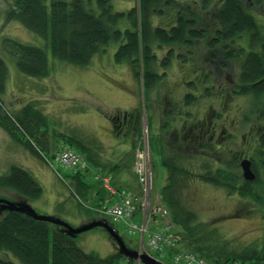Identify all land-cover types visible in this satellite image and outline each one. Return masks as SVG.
I'll list each match as a JSON object with an SVG mask.
<instances>
[{
  "label": "rangeland",
  "instance_id": "374dc122",
  "mask_svg": "<svg viewBox=\"0 0 264 264\" xmlns=\"http://www.w3.org/2000/svg\"><path fill=\"white\" fill-rule=\"evenodd\" d=\"M193 2V0H177V7L171 8L165 6L161 16L158 14L152 15V23H168V19L171 17L170 15L174 14L178 7H192L194 5ZM110 3L114 11H125L137 5L138 0H110ZM247 6L251 8L250 12L258 25L261 39L264 40V0H262V4L260 5H254L249 1ZM6 9V3L0 0V57L4 60L7 67L5 90L0 96V109L4 114L8 113L7 115H13L25 105H32L47 117V130L51 138L49 137V146L47 149H41V156L39 157L14 141L9 134L0 127V175L5 173L11 165H18L27 169L42 187V194L39 198L33 200L26 199L31 207L38 214L56 216L66 221L70 226L77 227L80 223H76L75 218L82 213L81 210H89V207H87L89 202L87 200L85 201L83 195L79 196L74 192L76 190L73 188L70 179V174L74 171L59 165L55 160L56 152L58 151L56 148L65 142L62 136L75 138L81 141L80 144L83 143L87 145V150L89 151L91 149L93 151L91 154H100L101 158L108 159L115 151L114 143L118 140L122 145H125L128 135V133H121L113 129L108 118L110 117L109 115L122 112L126 115L128 111L140 105L141 110L139 112L138 130L131 133L132 136L129 135L134 143L132 152L130 153L133 155L134 147L140 144L146 146L147 153L149 152V164L145 166L146 169H149L151 178L148 191L145 192L144 187H141L136 180L138 191L133 192L139 198V201L144 198L145 192L144 202L148 198L149 204L140 207V202L136 201L138 206L133 212H130L129 219H119L117 220L118 222L113 221L112 216L103 212L104 207L107 205L102 203L101 206H97L96 208L92 207V212L94 211L101 216V218L97 217L95 219L104 218L103 220H106L109 225L117 230V233L122 237L128 248L136 250L139 254L146 253L150 256V253L147 252L148 250L144 246L145 244H142L147 240V235H141L138 229L130 233L127 232V230L130 229L132 223L139 227L140 222L144 221L147 213V218H151L149 214L152 213L154 208L152 209V207L149 206L150 204H162L160 189L163 182L165 183V169H163L161 173L160 168L163 167L160 163L162 155L159 156L156 154L151 146V137H154L156 134L154 130L157 129V124L159 126L161 123L160 116L166 117L169 123L170 117L174 114L172 106L175 103V99L179 100L181 97L182 101L184 95L187 94L184 81L190 78L189 74H192L194 66L199 67L203 72L209 71V74L204 73L208 77L213 78L218 73L220 76V80L218 81H220V85L224 86L225 89L237 88V75L239 73L238 60H236L235 64L232 66H227L225 68L214 67V64H212L213 62H210V59H213L212 54L205 52L206 58L209 60L206 61L203 48L206 47L207 39L211 36V33L207 34L206 38L199 43L200 48L196 50L193 48V50H195L194 54L191 52V47L184 46L162 47V49H157L155 53L158 61L164 57L166 49L171 50L172 57L170 58V63L167 68H157L158 74L163 75L161 77L162 84H159L155 92V98L158 100L154 102L151 101L152 109L150 106V114L152 115V123L150 120L149 128H147V117L149 112L145 110L142 101V87L140 86L142 78H140V81L138 78H135L129 63L116 62L114 60V53L119 42H110L103 50L97 52L91 58L88 65L83 67L76 66L52 56L45 40L39 35L31 32L15 20L7 21L5 19ZM198 14H200L199 18L202 19L199 23V27H203L208 17L202 12ZM119 27L124 28V25L121 24ZM9 39L45 48L49 61V74L46 77H33L21 72L17 68L10 53L3 48L8 47L7 40ZM249 41L250 35L245 33L235 44L248 47ZM221 50L222 48L220 47L219 51L221 52ZM188 52H190V55L194 56L189 66L188 64H183L185 63L183 56ZM223 56L224 54L221 53L218 60L223 59ZM218 81L216 82L217 86L219 85ZM233 94L234 96L231 95V98H228L224 103L228 113L224 115L222 121L227 127L226 129L236 135V137H234L236 138V142L228 138L222 142V145H226L227 147L215 152V158L222 161L219 168L227 171H234V164L230 162V159H233L231 150H241L242 153L244 151V156L250 153L245 151L247 142L244 143V140L242 142L238 136L246 133L251 135L254 131L259 132L261 125H264V99L262 98L264 94L262 97H257V95H255L254 99H252V96H244L239 93ZM255 97L257 100L256 102ZM206 100H208L207 97ZM203 103V97L201 95V108L204 105ZM183 109L185 110L186 106H184ZM163 111H165L166 116ZM176 112L178 113L177 110ZM260 112H263V115L258 114ZM180 113L183 112L181 111ZM92 114H95V116L93 117ZM168 114L169 118L167 117ZM178 117L182 119V114ZM172 124L173 126H180V123L177 122V124H175V121ZM245 140H247V138H245ZM249 144L251 146L253 145L251 147L252 154L256 155L257 153L256 157L264 156V148H258L253 142ZM66 145L68 146V144ZM96 145H98V148H94ZM165 145H167V149L170 148L172 150V148L175 147V142L172 144V139L169 138ZM73 149L74 151L77 150L76 152L83 153L85 157L88 158L86 156L87 153L84 152L83 146H74ZM103 149L104 151L102 152ZM239 156L237 157V161ZM223 161L226 163H223ZM152 162L157 163V166L154 164L153 180L150 165ZM133 163L134 158L132 159V164L130 163L132 167ZM205 165L206 168L210 167L207 163H205ZM186 166L188 167L189 165ZM213 167L212 165L211 171H214ZM82 173L86 174L85 177L88 181L91 182V179H93L97 182V180L93 178V172L82 171ZM257 184L259 187L264 185V174L258 175ZM253 185H255V182H253ZM242 187L244 186L237 185V189ZM235 189L236 187L228 190L224 187L209 185L204 181L194 182L192 179L188 178L183 193L188 197V204L190 202L188 206L197 214V222L202 224L203 229L210 233V236L216 240L219 249L221 247L223 250L230 252V254H245L246 258H248L247 255L252 256L254 255L253 252L264 248V197L262 198L261 195H258L255 191L252 194L256 195V198L253 196H239L238 193L240 190L237 193ZM127 190L129 191L130 189ZM155 190L156 193L153 192ZM258 192L260 193V189ZM0 197L11 201L22 200L21 196L8 188H0ZM112 202L111 200L109 204ZM146 210L147 213L144 215ZM153 214L156 215H153L151 222L147 226L148 232L156 230L165 234L169 233L167 231L172 232L171 228L169 229L168 226L163 225V222L166 220L170 222L168 219V212H160V215L157 213ZM3 215L4 211H0V217ZM165 215L166 217H164ZM144 224L146 227L147 222ZM49 225L50 227L56 226L51 223H49ZM178 238L177 236L176 240H178ZM75 240L84 250L94 252L101 257L117 252L115 242L101 227H94L88 231L82 232L78 234ZM167 249L168 247H164L161 251L163 255H165L166 251L168 254V257L164 256L165 259L162 260L166 261L168 264H177V262L171 261L174 249H172L171 253ZM152 251L156 254H160L155 250ZM174 251H176L177 255H180L179 253L182 254L179 264H184V261L187 260L184 257V252L178 249ZM194 255L199 259L201 258L196 254ZM0 256L10 260L12 264H22L17 258L7 252H0ZM122 258L127 260L125 256ZM131 260L134 264L136 262L137 264H143L140 259ZM247 260L252 261L253 258ZM230 261H233L235 264H249L247 261L239 258L228 259L221 264H226ZM207 262L211 264L209 261Z\"/></svg>",
  "mask_w": 264,
  "mask_h": 264
},
{
  "label": "trees",
  "instance_id": "16d2710c",
  "mask_svg": "<svg viewBox=\"0 0 264 264\" xmlns=\"http://www.w3.org/2000/svg\"><path fill=\"white\" fill-rule=\"evenodd\" d=\"M2 1L7 5L5 19L15 20L42 37L52 56L61 61L83 67L110 42H119L114 60L129 63L135 78L139 81L142 78L140 85L142 101L145 110L149 112L147 128L150 120L152 123L151 101L158 100L155 98V92L159 84H162L163 75L158 74L157 68H167L172 57L171 53H167L166 58L158 61L155 51L162 47H199V43L211 33L206 47L227 49L229 53L223 58L234 57L238 60L239 80L242 83L254 82V91L260 92L257 97L261 96L264 90V40L261 39L258 25L250 12L251 8L247 6L249 1L254 5H260L262 0H193L192 7H178L175 13L170 15L168 23L162 24H153L152 15L161 16L165 6L177 7V0H138L137 5L125 11H114L110 0ZM199 12L208 17L203 27H199L202 21ZM121 24L124 28L119 27ZM245 33L250 35L248 46L250 51L247 53L243 52L242 46L235 44ZM7 41L8 47L3 48L10 53L21 72L33 77H46L49 74V61L45 48L16 40ZM6 78L7 67L0 57V96L4 93ZM195 101V96H184L181 102L173 104V113H177L176 110L178 113L183 111L187 102L193 106ZM140 110L139 105L127 112L126 117L130 118L128 117L125 126L121 121H111L112 116L124 115L123 112L109 115L113 129L119 131L123 128L132 136L131 133L138 130ZM7 114L0 109V127L14 141L40 157L41 149H47L49 137L51 138L48 134L45 114L30 104L13 115ZM174 126L167 121L162 122L158 130H154L156 134L151 137V146L154 149L157 139V153L162 155L161 162L168 172L160 194L170 224L173 226L172 232L179 236L178 247L200 256L211 264H221L234 258L247 261L249 264H264V253H259L257 250L253 252L254 255H247L246 258L245 254H230L221 247L219 249L216 240L203 229L202 224L197 222V214L188 206L190 202L188 204V197L183 193L191 171L190 166H186L187 159L185 161L183 155L185 145L181 140H172V144L175 142V147L172 148L170 145L172 150L167 149L165 145L172 135V132H169L170 127ZM62 138L71 148L81 145L75 138L64 135ZM261 140L264 145V135ZM199 148L212 150L206 144L199 145ZM199 168L203 169L204 166L200 165ZM82 171L85 170H76L72 172V176L75 178L81 175ZM215 172L218 179L200 177V180L228 190L233 189L234 184L237 183L244 186L238 189L239 196L256 198L252 190L257 189L258 184L253 185L257 179L241 180L233 176V171L220 168ZM96 183L99 191H102L98 206H101L105 200L109 203L114 199L100 182ZM110 183L119 187L113 183L111 177ZM0 188L11 189L22 199L33 200L42 194L39 182L27 169L18 165L9 166L8 170L0 175ZM97 217L101 218L100 215ZM77 236L72 238L57 226L50 227L48 222L38 221L15 211H4V215L0 217V252L11 254L22 264H134L129 258L124 260L117 252L101 257L94 252L86 251L77 244L75 240ZM167 250L172 252V248ZM249 258H253L254 261L247 260ZM0 264H12V262L0 256Z\"/></svg>",
  "mask_w": 264,
  "mask_h": 264
},
{
  "label": "flooded vegetation",
  "instance_id": "af4514ba",
  "mask_svg": "<svg viewBox=\"0 0 264 264\" xmlns=\"http://www.w3.org/2000/svg\"><path fill=\"white\" fill-rule=\"evenodd\" d=\"M191 48H192L191 52L194 54L195 50L200 47H191ZM193 48H195V50H193ZM208 48L206 47L203 48L205 59L206 61H209L206 58V53L207 52L211 53L213 59H210L211 60L210 62H213L212 64H214V67L225 68L227 66H232L233 64H235V61L237 59L234 57L231 59L223 58L221 60H218L221 56V53L224 54L223 57H227V54L229 53L227 49L225 50L222 49L220 52L219 51L220 47H208ZM241 48L244 53H247L248 51H250V47H241ZM234 51L236 55V49ZM199 52H200V49H199ZM167 53H171L169 49L165 50V53H164L165 55L163 58H166ZM183 57H184L183 60L185 61V63L183 64L184 65L188 64V66L191 64V61L194 59V56L190 55V52L186 53ZM193 68L194 69H192V74H189L190 78L184 81L186 85L184 87L186 88V92H187V94L184 96L185 97H189L190 95L195 96L196 101L193 106H190V104L187 102L186 109L182 111L183 113H174L172 117H170L169 123L171 124V126H173L172 123H174V121H175V124H177V122L180 123V126L170 127L171 129L169 132H172V135H171L172 140H175V141L181 140L184 143L185 148L183 150V155L185 157V161L187 159V164L190 166V170H191L189 174L190 179H192L194 182H198V181H201L200 177H204L207 179L218 177L217 173L215 172V169L220 167V164L222 161L215 158V152L217 150L218 151L223 150L225 147H227L226 145H222V142H224L228 138L229 140H233L234 142H236V138H234L236 137V135L229 132L226 129L227 127L224 125L222 121L224 119V115L228 113V111L226 110V106L224 105L225 101L228 98H231V95L234 96L233 93L235 94L239 93L244 96H252L253 97L252 99H254V96L259 94L260 92L254 91L253 89L254 82L242 83L239 80V78L237 81V88H232V89L227 90L224 88V86L220 85V81H218L220 80V76L218 73L212 78L204 74V73H208L209 71L203 72L197 66H194ZM217 81L219 83L218 86L216 85ZM263 94H264V90L262 91L261 97ZM201 95L203 97V102H204L203 103L204 105L202 106V108L200 107ZM206 97L208 98V100H206ZM262 98L264 99V96ZM256 101L257 100L255 97V102ZM175 102H181V99L180 98L179 100L175 99ZM215 104L217 107L215 106ZM163 112H164V115L166 116L165 111ZM178 114L179 115L182 114V119L178 118L179 116ZM258 114L263 115V112H260ZM167 117L169 118V114ZM111 118H112L111 121H114V122L121 121V123L123 122L124 126H125L127 119H129L128 117H126V115L125 116L124 115H121V116L114 115ZM160 121L162 123V122L167 121V119L164 116L162 117L160 116ZM159 126L157 124L156 126L157 130ZM174 128L176 130H174ZM263 135H264V125H261L259 132L254 131V133H251V135L246 133V134H241L240 136H238L242 142L243 140H244V143L247 142L245 151L247 153L249 152L250 153L244 156V151L242 153L241 150H233V151L231 150L233 154V159L230 160V162L234 164L233 176L239 177L241 180H246L243 177V172L241 168V160L243 159H247L249 161V168L254 175L253 179L258 180V175L264 174V161H263L264 156L256 157L257 153L256 155L252 154L251 147L253 145L251 146L249 144L253 142L254 145L256 144L258 146V148L260 149L264 148V145L262 144L263 142L261 140ZM245 138H247V140H245ZM155 141L157 142V139ZM156 142L154 143L153 151L156 154H158L157 148H156ZM203 144L209 145L212 150L205 149V148H199V145H203ZM238 156L239 158L237 161ZM160 163L163 166L162 168H160L161 173H162V170L165 169L164 174H165V179H166L167 174H168L167 169L162 164L161 161ZM205 163H207L208 166L210 165V167L206 168ZM223 163H226V162L223 161ZM152 164L153 165H152L151 174H152V179H154V164L156 165L157 163L152 162ZM200 165L204 166V168L203 169L199 168ZM212 165L214 166L213 167L214 171H211ZM257 180L255 181V185L257 184ZM206 183H208L209 185L215 186L211 182L206 181ZM164 185L165 183L163 182L162 187ZM235 187H236L235 191L238 192L239 190L237 189V183L234 184L233 188ZM259 189H260V193L258 192ZM254 191L258 195H261L262 198L264 197V185L262 187L261 186L259 187L257 185V189L254 188L252 190V192ZM258 252L264 253V248H261V250H259Z\"/></svg>",
  "mask_w": 264,
  "mask_h": 264
},
{
  "label": "built area",
  "instance_id": "2783aa9c",
  "mask_svg": "<svg viewBox=\"0 0 264 264\" xmlns=\"http://www.w3.org/2000/svg\"><path fill=\"white\" fill-rule=\"evenodd\" d=\"M148 153H147L145 145L140 144L136 146L134 150V163L132 167L136 180L138 181L141 187H144L145 192L148 191L150 188V178H151L149 175V169H146V166H145V165L148 166L149 164ZM55 160L59 165L67 169L73 170V171L87 169V164H86V160L84 156L80 154L79 152L74 151L73 148L68 147V146H64L62 149L56 152ZM93 178L97 180V182H100L102 187L114 197V199H111L113 201L111 204L108 203V200H105L103 203L104 205H107L106 207H104L103 212L107 215L112 216L113 221L118 222L117 220L119 219L128 220L130 212H133L138 206V203L136 201L140 202V207H142V205L146 206L149 204L148 198L144 202L145 192L143 196L144 198L139 201V198L136 196V194L133 191L131 190L128 191L125 188L113 186L110 183L109 176L102 175L98 172H93ZM149 206H151L152 209L154 208L153 209L154 211L151 209L152 213L149 214L151 218L149 219L147 218L148 213L146 210L144 214L146 215L147 213L146 218H144V221L140 222L139 227H137L135 224L132 223L130 225V229L127 230V232L130 233L138 229L140 230L141 235L143 234L147 235L146 236L147 240H145V243H142V244L143 245L145 244L144 246L148 250L147 252H149L151 256L163 262V264H168L166 261L162 260V259H165L164 256L168 257L167 252L165 253V255H163V253L161 252L164 247H168L174 250L178 249L179 251L184 252V257L187 259L186 261H184V264H209L207 261L203 260L202 258L200 259L197 258L194 255V253L192 254V252L190 251L180 249L178 247L179 238L178 240H176V237L178 235L175 232L167 231L169 232L167 234L158 232L159 230L148 232L147 226L151 222L153 215H156L153 213H157L160 215V212L162 213L167 212L163 203L158 204V205L150 204ZM164 217H166V215ZM145 222H147L146 227L144 224ZM163 225L168 226L169 229L173 228V226L167 220L163 222ZM151 248H154V249H151ZM152 250H155L157 253H160V254L155 253L156 255H153L154 252ZM174 250L172 252L171 261H175L177 262V264H179L181 262L180 259H181L182 254L179 253L180 255H177L176 251ZM125 258L128 259L127 257ZM135 264H137V262ZM226 264H235V263L233 261H230Z\"/></svg>",
  "mask_w": 264,
  "mask_h": 264
},
{
  "label": "crops",
  "instance_id": "0c3cea01",
  "mask_svg": "<svg viewBox=\"0 0 264 264\" xmlns=\"http://www.w3.org/2000/svg\"><path fill=\"white\" fill-rule=\"evenodd\" d=\"M92 116L94 117L95 114L94 115L92 114ZM119 131L121 133L125 132L123 128ZM125 133H128V132H125ZM133 145H134L133 139H131V137L128 134L127 142H125V145H122L121 142L118 140L114 143L115 151L113 155L109 157L108 159L101 158L100 154H91L93 151L91 149L88 151L87 145L83 143L79 146L84 147V152L87 153L86 156L88 158H86L83 153L81 152L79 153H81L85 157L86 163L88 164V168L85 171H89L91 173L98 172L102 175L107 174L111 177L113 183L116 186L123 187L126 189H130L134 192H137L138 184L136 182V177L132 170V165H131L133 155L130 152H132ZM64 146H67L65 142L64 144L59 145L58 148L56 149L59 150ZM94 148H98V145H96V147ZM103 151L104 149L102 150V152ZM72 175L73 174L71 173L70 179H71L73 188H75L76 190L75 191L76 194L79 196L83 195L85 198V201L87 200L89 202V205L87 206L89 207V210L87 211L81 210L82 213L78 217L75 218V222L80 223L79 225H81L84 222H88L92 219L97 218L98 214H96L94 211H93L94 213L92 212V207L96 208L98 206V202H100V200L98 201V199L101 197L102 191H99V187L98 185H96L97 183L93 179H91V177H90L91 182L86 179L85 173H82L81 175H78L75 178ZM83 183L85 186H83ZM153 192L156 193V190Z\"/></svg>",
  "mask_w": 264,
  "mask_h": 264
},
{
  "label": "water",
  "instance_id": "95a60500",
  "mask_svg": "<svg viewBox=\"0 0 264 264\" xmlns=\"http://www.w3.org/2000/svg\"><path fill=\"white\" fill-rule=\"evenodd\" d=\"M241 168L244 179L252 180L254 178V175L249 168V161L247 159L241 160ZM0 211H8V212L15 211L25 214L26 216L32 219L54 224L58 226L60 230L63 231L66 235L72 238L94 227H101L108 233V235L115 242L118 254L133 260L140 259V261L143 264H163L162 262L155 259L151 255L149 256L146 253L139 254L136 250L128 248L125 245V242L122 239V237L117 233V230H115L111 225L108 224L106 220L103 219H92L77 227H72L66 221L56 216L38 214L26 201V199L11 201L1 197H0Z\"/></svg>",
  "mask_w": 264,
  "mask_h": 264
}]
</instances>
